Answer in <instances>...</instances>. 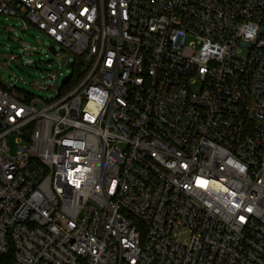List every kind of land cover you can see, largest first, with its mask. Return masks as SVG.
I'll return each instance as SVG.
<instances>
[{"label":"built area","instance_id":"1","mask_svg":"<svg viewBox=\"0 0 264 264\" xmlns=\"http://www.w3.org/2000/svg\"><path fill=\"white\" fill-rule=\"evenodd\" d=\"M0 15L72 57L51 99L0 82V257L264 264V0H0Z\"/></svg>","mask_w":264,"mask_h":264},{"label":"rangeland","instance_id":"2","mask_svg":"<svg viewBox=\"0 0 264 264\" xmlns=\"http://www.w3.org/2000/svg\"><path fill=\"white\" fill-rule=\"evenodd\" d=\"M50 45V40L35 27L0 15V82L5 86L14 83L17 91L34 97L51 99L56 96L62 78L51 81V76H56L58 70L66 74L72 57L63 53L53 56L47 50ZM22 49L28 50L27 59L33 61L32 65L25 67L9 61L11 55H19ZM14 142L15 138L10 137L13 151Z\"/></svg>","mask_w":264,"mask_h":264},{"label":"trees","instance_id":"3","mask_svg":"<svg viewBox=\"0 0 264 264\" xmlns=\"http://www.w3.org/2000/svg\"><path fill=\"white\" fill-rule=\"evenodd\" d=\"M0 264H14L13 255L0 257Z\"/></svg>","mask_w":264,"mask_h":264},{"label":"water","instance_id":"4","mask_svg":"<svg viewBox=\"0 0 264 264\" xmlns=\"http://www.w3.org/2000/svg\"><path fill=\"white\" fill-rule=\"evenodd\" d=\"M54 53V49H51ZM70 67L72 68L73 67V64L70 65ZM71 78V75H68L64 80H63V83H66L69 79Z\"/></svg>","mask_w":264,"mask_h":264}]
</instances>
